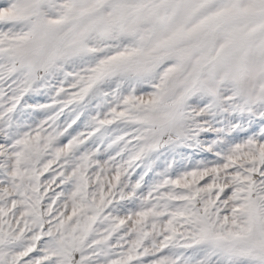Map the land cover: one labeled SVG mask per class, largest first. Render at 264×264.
Returning a JSON list of instances; mask_svg holds the SVG:
<instances>
[{
	"label": "snow or ice",
	"instance_id": "6c2138e0",
	"mask_svg": "<svg viewBox=\"0 0 264 264\" xmlns=\"http://www.w3.org/2000/svg\"><path fill=\"white\" fill-rule=\"evenodd\" d=\"M0 264H264V0H0Z\"/></svg>",
	"mask_w": 264,
	"mask_h": 264
}]
</instances>
